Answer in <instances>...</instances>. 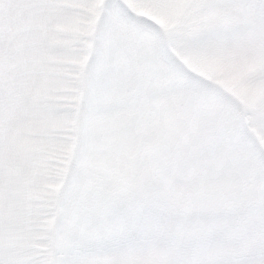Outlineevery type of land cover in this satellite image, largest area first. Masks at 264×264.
Instances as JSON below:
<instances>
[{
  "label": "snow or ice",
  "instance_id": "1",
  "mask_svg": "<svg viewBox=\"0 0 264 264\" xmlns=\"http://www.w3.org/2000/svg\"><path fill=\"white\" fill-rule=\"evenodd\" d=\"M0 264H264V0H0Z\"/></svg>",
  "mask_w": 264,
  "mask_h": 264
}]
</instances>
